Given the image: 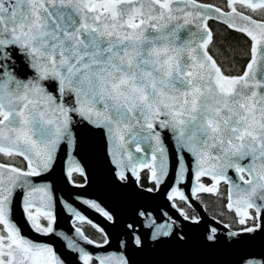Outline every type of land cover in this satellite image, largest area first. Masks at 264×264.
Returning a JSON list of instances; mask_svg holds the SVG:
<instances>
[{
	"label": "snow or ice",
	"instance_id": "6c2138e0",
	"mask_svg": "<svg viewBox=\"0 0 264 264\" xmlns=\"http://www.w3.org/2000/svg\"><path fill=\"white\" fill-rule=\"evenodd\" d=\"M238 5L264 11V0H227L228 11L198 0H0V155L26 162L0 163V264H66L51 244L22 234L17 204L35 234L61 237L92 264L93 255L55 227L58 199L75 221L85 222V215L54 196L45 179L58 153L70 148L67 176L87 180L75 155L79 126L103 135L119 181L129 174L139 180L147 168L159 186L172 174L170 200L187 199L179 185L189 172L194 195H219L223 182L227 208L245 225L229 237L264 231V20ZM212 19L253 42L241 75L226 74L209 54ZM80 203L114 220L99 203ZM174 225L155 226L152 239L172 235ZM75 233L96 243L80 227ZM206 239L217 243V229ZM133 242L143 244L139 236ZM96 259L130 264L123 255Z\"/></svg>",
	"mask_w": 264,
	"mask_h": 264
},
{
	"label": "water",
	"instance_id": "95a60500",
	"mask_svg": "<svg viewBox=\"0 0 264 264\" xmlns=\"http://www.w3.org/2000/svg\"><path fill=\"white\" fill-rule=\"evenodd\" d=\"M210 5L218 7L214 4ZM253 19L261 20L255 17ZM209 21L224 24L216 19ZM79 137L80 147L75 155L85 168L87 180L82 177V182L75 184L70 182V180L74 181L66 174L73 156V150L70 148L67 154L63 149L58 153L55 167L45 179L52 185L54 196L72 203L85 215L86 221H92L90 225L98 230L101 228L104 230L102 234L104 238L106 234L108 243L95 241V244H86L81 241L75 233V228L79 227L75 222L78 221L63 210L58 199L56 231L64 232L76 239L93 255L96 264H98L97 257H112L115 260L121 255L125 256L130 264H248L251 260L264 261V231L230 238L228 233L239 230L232 229L227 223L207 213L205 206L197 198L201 193L194 195L192 192L195 185L192 172H189L186 181L179 185L180 190L187 197L182 201L196 213V218L185 219L184 210L176 203V200L180 199L178 197L169 199L170 191L174 187V175L170 174L162 185L154 184L151 188L152 192L147 191L150 187L140 185V177L137 180L129 174L127 182L119 181L118 169L110 160L108 145L103 135L88 126H79ZM171 147L169 143V148ZM145 169L140 170V173ZM229 175L234 174L229 171ZM77 184H84V187H77ZM77 197L79 200L76 199ZM83 199L99 203L114 217V220L108 221L102 213L80 203ZM15 220L21 227L23 235L51 244L66 264H83L78 259L79 254L68 249L66 241L61 237L57 235L44 237L35 234L26 222L19 204L16 207ZM170 221H175L173 234L162 237L159 241L153 240L155 226ZM260 222L264 224V218H261ZM212 228L217 229L219 236L217 243H211L206 239ZM177 232L184 236V240L178 238ZM134 236H139L143 241L141 247L134 244Z\"/></svg>",
	"mask_w": 264,
	"mask_h": 264
},
{
	"label": "trees",
	"instance_id": "16d2710c",
	"mask_svg": "<svg viewBox=\"0 0 264 264\" xmlns=\"http://www.w3.org/2000/svg\"><path fill=\"white\" fill-rule=\"evenodd\" d=\"M204 3L214 4L222 9L227 10V0H198ZM239 6V5H238ZM247 10V9H246ZM250 15L255 18L264 20V11L252 13L247 10ZM209 27L214 34V42L209 47V53L217 60L218 64L223 69H226V74L241 75L246 68L247 63L251 58L250 49L252 41L245 34L228 28L226 25L215 21H209ZM0 162L14 164L17 167L25 168L26 163L19 156L12 158L0 155ZM72 179L75 182H82L83 178L74 173ZM202 181L206 185H211V180L203 178ZM139 183L143 187H154V183L149 180V170L145 169L140 174ZM219 195L210 193H201L199 200L205 206L208 213L218 218L224 223H227L233 229L245 227L238 223L239 217L230 209L227 208V189L224 184L220 185ZM177 205L184 210L190 218L195 216V213L182 200H176ZM254 215V214H253ZM85 235L96 242H103L104 235L94 226L85 222H75ZM251 226V221L249 225ZM96 261L93 260L92 264Z\"/></svg>",
	"mask_w": 264,
	"mask_h": 264
},
{
	"label": "flooded vegetation",
	"instance_id": "af4514ba",
	"mask_svg": "<svg viewBox=\"0 0 264 264\" xmlns=\"http://www.w3.org/2000/svg\"><path fill=\"white\" fill-rule=\"evenodd\" d=\"M26 163V162H25ZM148 170V169H147ZM208 179V178H207ZM209 180H211V179H209ZM203 182V181H202ZM212 182V181H211ZM221 184H224V183H221ZM225 186H226V189H227V196H228V186L226 185V184H224ZM206 186H208V185H206ZM227 202H228V199H227ZM234 213H235V211L234 210H232ZM195 213V212H194ZM210 214V213H209ZM236 214V213H235ZM253 214L255 215V213L253 212ZM185 215V214H184ZM211 215V214H210ZM237 215V214H236ZM211 216H213V215H211ZM238 216V215H237ZM194 218H196V213H195V216L194 217H192L191 219H194ZM240 229V228H239Z\"/></svg>",
	"mask_w": 264,
	"mask_h": 264
},
{
	"label": "rangeland",
	"instance_id": "374dc122",
	"mask_svg": "<svg viewBox=\"0 0 264 264\" xmlns=\"http://www.w3.org/2000/svg\"><path fill=\"white\" fill-rule=\"evenodd\" d=\"M238 7V9L239 10H241V11H244V12H246L247 10L246 9H244V8H241L240 6H237ZM246 13H248V12H246ZM204 183V182H203ZM205 184V183H204ZM206 185V184H205ZM97 263V262H96Z\"/></svg>",
	"mask_w": 264,
	"mask_h": 264
},
{
	"label": "bare ground",
	"instance_id": "6f19581e",
	"mask_svg": "<svg viewBox=\"0 0 264 264\" xmlns=\"http://www.w3.org/2000/svg\"><path fill=\"white\" fill-rule=\"evenodd\" d=\"M262 20V19H261ZM223 183V182H222ZM228 186V185H227ZM207 213H208V211H207ZM209 214V213H208ZM210 215V214H209ZM211 216V215H210ZM214 217V216H213ZM214 218H216V217H214ZM216 219H218V218H216ZM219 220V219H218ZM221 221V220H220ZM233 229V228H232ZM241 229V228H240ZM236 230H239V229H236Z\"/></svg>",
	"mask_w": 264,
	"mask_h": 264
}]
</instances>
